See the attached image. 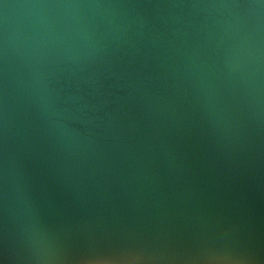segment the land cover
Segmentation results:
<instances>
[{"label": "water", "instance_id": "1", "mask_svg": "<svg viewBox=\"0 0 264 264\" xmlns=\"http://www.w3.org/2000/svg\"><path fill=\"white\" fill-rule=\"evenodd\" d=\"M0 264H264V0H0Z\"/></svg>", "mask_w": 264, "mask_h": 264}]
</instances>
